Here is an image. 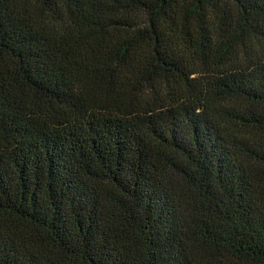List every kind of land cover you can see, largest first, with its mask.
I'll list each match as a JSON object with an SVG mask.
<instances>
[{
  "label": "trees",
  "instance_id": "trees-1",
  "mask_svg": "<svg viewBox=\"0 0 264 264\" xmlns=\"http://www.w3.org/2000/svg\"><path fill=\"white\" fill-rule=\"evenodd\" d=\"M0 264H264V0H0Z\"/></svg>",
  "mask_w": 264,
  "mask_h": 264
}]
</instances>
